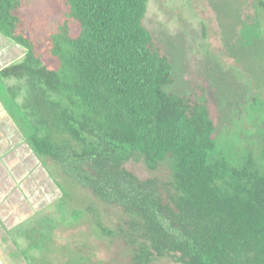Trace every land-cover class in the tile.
Segmentation results:
<instances>
[{
	"label": "trees",
	"instance_id": "1",
	"mask_svg": "<svg viewBox=\"0 0 264 264\" xmlns=\"http://www.w3.org/2000/svg\"><path fill=\"white\" fill-rule=\"evenodd\" d=\"M56 2L66 18L59 38L38 36L24 0H0V33L26 50L0 71V99L50 161L59 200L69 208L84 189L120 210L111 229L85 207L102 235L132 248L133 264H264V110L249 104L230 133L203 85L171 88L174 62L144 24L147 0ZM139 157L149 168L169 159V178L123 167ZM70 210L79 219L84 209ZM73 248L65 264H104L99 245Z\"/></svg>",
	"mask_w": 264,
	"mask_h": 264
},
{
	"label": "rangeland",
	"instance_id": "2",
	"mask_svg": "<svg viewBox=\"0 0 264 264\" xmlns=\"http://www.w3.org/2000/svg\"><path fill=\"white\" fill-rule=\"evenodd\" d=\"M258 1L147 0L144 24L174 62L176 82L171 88L187 92L203 85L213 103L212 115L217 105L230 133L236 131L239 114L249 104L257 113L264 110V13ZM22 13L27 24L38 27L40 37L56 33L53 37L59 38L57 33L66 24L56 0H24ZM245 22L254 30L247 28ZM252 98L258 99V104ZM123 167L140 179L166 181L170 176L169 159L149 168L142 157L130 158ZM67 181L69 188L77 190L74 181ZM71 197L69 208L67 200L58 199L11 232L21 256L20 264L73 262V245L83 243L99 245L104 264H133L132 248L115 237L102 235L85 207H94L111 229L122 221L120 210L98 202L84 189H78ZM71 207L84 209L79 219ZM151 264L180 263L159 257Z\"/></svg>",
	"mask_w": 264,
	"mask_h": 264
},
{
	"label": "crops",
	"instance_id": "3",
	"mask_svg": "<svg viewBox=\"0 0 264 264\" xmlns=\"http://www.w3.org/2000/svg\"><path fill=\"white\" fill-rule=\"evenodd\" d=\"M25 51L0 33V71L20 62ZM49 164L31 149L0 99V264L21 263L11 232L60 197Z\"/></svg>",
	"mask_w": 264,
	"mask_h": 264
}]
</instances>
